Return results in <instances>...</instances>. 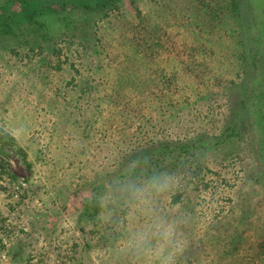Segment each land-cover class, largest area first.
Segmentation results:
<instances>
[{"label":"rangeland","instance_id":"obj_1","mask_svg":"<svg viewBox=\"0 0 264 264\" xmlns=\"http://www.w3.org/2000/svg\"><path fill=\"white\" fill-rule=\"evenodd\" d=\"M221 1L218 9L207 0H135L151 26L177 35L181 55L171 68L182 100L155 127L156 138L183 148L194 142L181 149L180 161L194 164L198 157L204 166L195 185L184 177L179 190L153 196V214L173 224L182 242L175 264H264V240L253 237L261 223L254 218L264 210V166L259 170L250 148L253 140L264 164V0ZM133 11L124 1L87 26L90 18L78 8L44 18L51 47H0V131L26 154V161L14 149L0 154V215L9 225L0 233V264H143L130 243L149 219L138 206L126 198L115 211L116 196L106 187L103 209L84 221L66 201L83 190L84 174L116 169L111 163L121 138L104 123L111 110L101 112L91 101L84 108L79 89L86 81L93 96L103 94L113 76L110 49L132 32ZM253 52L254 70L246 57ZM228 126L235 132L225 138ZM175 191L182 202L171 205Z\"/></svg>","mask_w":264,"mask_h":264},{"label":"trees","instance_id":"obj_2","mask_svg":"<svg viewBox=\"0 0 264 264\" xmlns=\"http://www.w3.org/2000/svg\"><path fill=\"white\" fill-rule=\"evenodd\" d=\"M124 1H127L134 10V19L137 23L131 22L132 32L127 34L123 44L116 43L110 49L109 55L114 63L111 81L104 82L106 87L103 88V94L98 92L96 96H93V88L86 81L84 88L80 86L79 89L80 93L84 89V108L85 102L91 101L92 106L101 112L111 110V113L108 112L112 116L104 120V123L118 138H121L120 143L123 145L119 148L120 143H117L114 147L119 149L113 155L111 163L116 168L115 171L107 174H84L83 190L68 195L66 201L72 200L70 212L82 211L84 221L94 219L103 209L101 194L107 192L106 187L114 191L116 198L110 208L118 212L117 208L127 198L126 195H122V187L128 181L142 184L154 174H162L173 181L168 183V189L179 190L180 182L184 177H189L191 184L195 185V179L201 175L204 166L198 157L194 164H182L180 161L181 152L188 147L195 148L194 142H189L183 148L176 142L174 144L162 142L156 138L158 132L154 131L156 126L164 125L167 119L173 116L172 112L169 116L170 108L174 109L182 100L183 85L176 80V72L171 68L181 56L177 35L157 23L151 26L146 15L135 5V0H0V47L8 52H15L16 47L28 51L35 49L42 51L51 47L55 41L45 17L61 19L64 12L79 8L89 16L90 19L86 22L88 26L93 16L102 13L104 16L110 9L116 8ZM190 1L197 4L200 0ZM207 1L217 5L218 9L223 7L221 0ZM233 9L234 13L237 12L240 16L238 3L233 4ZM241 18L244 21L242 16ZM71 22L72 20H69L64 26L67 31H70L68 25ZM72 30L77 31L78 28L73 27ZM121 36L123 37V33ZM53 52L59 57L60 50L53 48ZM254 53H247L246 56L253 70L257 65ZM58 57V64H54L56 70L61 69ZM148 65L149 69H152L151 80L146 78ZM102 106L106 109H102ZM98 118L100 119L99 116ZM226 129L230 132L224 136L225 138L229 133L235 132V128L228 126ZM254 145V141L250 140L255 163L261 168L264 164L259 166L258 156L254 154ZM6 149L17 150L26 161L25 152L15 144L14 138L0 131V154H4ZM202 186L207 187V184ZM171 195V205L182 202V193L175 191ZM259 219H261L260 231L253 237L264 240V210L261 217L254 218V220ZM8 226L4 217L0 215V233L2 229L7 230ZM85 233L84 231V236ZM0 244L2 246V238Z\"/></svg>","mask_w":264,"mask_h":264},{"label":"clouds","instance_id":"obj_3","mask_svg":"<svg viewBox=\"0 0 264 264\" xmlns=\"http://www.w3.org/2000/svg\"><path fill=\"white\" fill-rule=\"evenodd\" d=\"M167 187L168 178L162 174H154L142 184L128 181L122 187V195L149 218L130 237V243L144 258L143 264H175L178 253L183 250L182 242L176 238L175 226L152 212L154 194Z\"/></svg>","mask_w":264,"mask_h":264}]
</instances>
